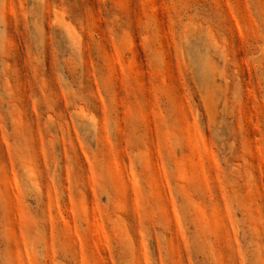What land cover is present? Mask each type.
<instances>
[{
	"label": "rangeland",
	"instance_id": "374dc122",
	"mask_svg": "<svg viewBox=\"0 0 264 264\" xmlns=\"http://www.w3.org/2000/svg\"><path fill=\"white\" fill-rule=\"evenodd\" d=\"M0 264H264V0H0Z\"/></svg>",
	"mask_w": 264,
	"mask_h": 264
}]
</instances>
